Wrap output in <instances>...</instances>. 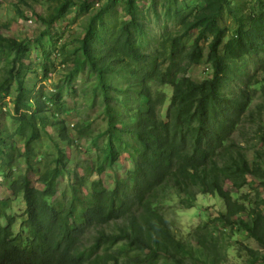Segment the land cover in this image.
<instances>
[{
    "label": "trees",
    "instance_id": "16d2710c",
    "mask_svg": "<svg viewBox=\"0 0 264 264\" xmlns=\"http://www.w3.org/2000/svg\"><path fill=\"white\" fill-rule=\"evenodd\" d=\"M74 6L89 16L66 48L49 28ZM38 19L47 26L33 45L0 30V52L12 53L0 68V264H223L237 231L261 249L247 247L246 263L264 264V97L252 104L264 88V0H55ZM83 76L84 101L102 104L97 130L65 117ZM248 175L255 200L238 193ZM208 194L224 210L177 236L169 212Z\"/></svg>",
    "mask_w": 264,
    "mask_h": 264
},
{
    "label": "rangeland",
    "instance_id": "374dc122",
    "mask_svg": "<svg viewBox=\"0 0 264 264\" xmlns=\"http://www.w3.org/2000/svg\"><path fill=\"white\" fill-rule=\"evenodd\" d=\"M195 1V0H193ZM249 1V0H246ZM55 3V0H0V30L8 36H14L18 40H29L30 44L33 45V37L37 36L44 28H46L47 23L38 19V15L45 16L49 12H51V7ZM159 9V7H157ZM118 13H120V7L118 6ZM89 12H82L77 6H74L72 11L63 15L60 19H56L50 24L49 31L51 33L58 32L61 34V38H58L57 45L60 43H65L66 48H70L74 46L75 40L74 37L79 32L82 31L83 25L86 23L88 19ZM229 24L230 19H227ZM146 24L149 26L148 34L150 37L159 33L158 26L160 23H156L155 21L150 19V15H148ZM232 26V25H231ZM56 38V35L55 37ZM43 43L47 47H51L52 41L48 39V36H43ZM39 51L37 49L33 50L31 59L35 61V55H39ZM12 55L9 50L0 52V68L7 64V58H10ZM55 63L58 62V58L53 56ZM30 66V65H29ZM3 68V67H2ZM1 68V69H2ZM34 68V66H32ZM205 66L203 64H198L196 66H192L189 68L188 75L195 79H200L203 77V69ZM0 69V70H1ZM54 71V72H53ZM63 72L62 67L56 66L54 70L50 71V79L44 81L43 85L46 88H50L51 81H57L60 77V74ZM0 74L2 72L0 71ZM38 80H40L42 76L41 71H37L36 73ZM257 78L260 80H264V70H259L257 72ZM37 78L34 75L29 77V81L34 83L37 81ZM80 78V77H79ZM80 80V81H79ZM77 81H79L77 83ZM75 81V85L78 87V91L75 95L65 94V100L67 106L72 108V111L69 115L65 116L67 119V123H75V121L88 119L91 120V129L97 130L100 125H105V117L102 111V104L100 99L97 100V103L94 106H89L88 102L84 101V94L82 90L89 89V80L84 76ZM85 81V83H84ZM39 84V83H38ZM81 84V86H80ZM90 85H93V81L90 80ZM80 86V88H79ZM163 90L170 92V87L163 86ZM264 91V88H263ZM262 89H256L253 97L252 104H256L262 100L264 97ZM6 100H9L8 97H5ZM117 111H119L117 109ZM2 118V117H1ZM261 121H264V113L261 114ZM245 127L248 125L245 123ZM246 131V130H245ZM96 131H94L95 133ZM241 131H236L234 133V138L236 141H241L239 143L242 144V140H244V136H242ZM98 145L101 146L104 144V138L100 137L97 141ZM89 145V143H88ZM85 151L88 152L91 156L95 157V154L100 150H97L95 147L89 148L85 147ZM252 151H248V159H251ZM82 156V155H80ZM125 164V163H124ZM123 164V166H124ZM24 163L20 164L19 168L22 170ZM122 170L121 168H119ZM110 168L106 169V178L111 174ZM31 176V174H29ZM99 178V176H98ZM92 179H96L98 181L97 176L95 175ZM248 183L239 189L238 193L240 195H244L243 197L248 200L256 199V182L252 179L250 175L247 176ZM61 184L59 188H63L66 180L65 178L60 179ZM225 187L229 191H236V189L230 184L229 181H226ZM0 186V190H1ZM260 190V188H259ZM61 193V191H58ZM262 196V194L260 195ZM197 205L188 208V209H173L169 212V216H171V220L173 221L172 229L174 233L183 237L187 235L188 231L195 227L202 220L207 219V216L212 217L218 215L220 212L224 210V206L222 201L217 196H212L210 194L206 196H198ZM20 206V207H19ZM23 207L22 203H15L13 210L21 213V208ZM177 207L174 205V208ZM199 208L201 210H199ZM200 211V212H198ZM206 211V214L205 212ZM201 214V215H200ZM207 215V216H206ZM229 239L224 243V249L226 251V255L224 257L223 264H247V258L250 256V253L247 247L252 249H257L261 252V249L258 247L256 242L250 238H247L243 232L237 231L229 235ZM260 263V262H259ZM257 263V264H259Z\"/></svg>",
    "mask_w": 264,
    "mask_h": 264
}]
</instances>
